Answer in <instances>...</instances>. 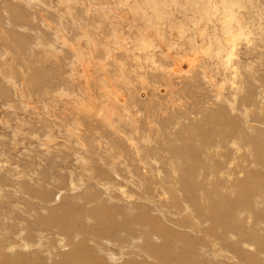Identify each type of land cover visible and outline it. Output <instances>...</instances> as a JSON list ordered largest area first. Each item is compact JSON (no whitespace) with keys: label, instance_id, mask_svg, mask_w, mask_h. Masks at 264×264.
<instances>
[{"label":"rangeland","instance_id":"rangeland-1","mask_svg":"<svg viewBox=\"0 0 264 264\" xmlns=\"http://www.w3.org/2000/svg\"><path fill=\"white\" fill-rule=\"evenodd\" d=\"M214 1L220 8L222 7V0ZM232 1L236 3V0ZM243 1L246 7L239 9L242 12L229 13L206 12L209 0L205 6V3L203 5L200 3V12L196 8L199 0H0V261H11L21 257L32 259L36 264H48L50 263L48 244L57 247L53 255L59 251L64 252L69 247L61 249L64 241L61 243L59 236H64L72 243L73 239L76 241L77 238L84 237L90 239L88 244L95 248L103 245L102 237L95 233V228L101 226L103 215L96 213L95 205L112 206L114 203L122 208L121 211L126 212L127 202L124 199L118 202L107 199L109 198L107 192L95 185L85 193L88 186L79 175L85 171L81 163L86 157L85 152H90L98 164V169H104V177L113 175L117 180H121L120 176H123L130 182L132 178L139 182L140 178L137 175L141 171H136L134 165L130 163L133 161L130 158H136V153L128 142L129 135L135 136L133 138L139 146L145 141L142 142L145 144V146L142 144V149L143 152L149 153L142 156H151L150 161L154 169H157V173L159 171L157 164L164 154L159 147L168 142H175L170 146L177 147L176 154L184 164L194 169L196 180L208 191L218 190L223 193L229 188V180L226 177L233 176L232 185L238 184L239 179H244L246 173L243 170L231 174L229 172L228 163L232 161L234 165L241 160L238 154L234 156L228 154L234 152L233 140L217 138L218 144L223 146L224 159L211 153L207 154L209 150H206V153H199L193 148L201 157L190 161L188 149L194 142V140L190 142L193 137L186 133L188 141L181 140L182 138L179 140L175 137L176 140L169 138L175 134V130L180 131L174 125H178L176 116L179 109L178 106L174 108L175 105L185 102L186 106L194 109L195 113L192 112L191 118L181 119L180 125L184 127L186 124L190 126L191 123L197 122L194 115L200 113L201 106L204 108L212 106L202 102L203 95L210 97L211 102L217 99L213 91H210L213 87L206 80L212 75L210 70L213 60L210 57L206 56V63L210 68L206 66L201 56L189 73L176 74L172 72L173 68L178 65V60L179 63L183 59L187 60L182 52L189 49V39L196 37L197 42L198 39L201 43L204 41V49L211 50L209 46L219 38L217 27L220 22L216 21L217 18L233 16L234 20L236 19L233 22L238 23L241 19L244 28L249 26L247 30L248 33L251 32L253 38L251 42L245 38L241 39L233 58L240 62L239 72L250 77L253 91L263 93L261 96L263 98L259 101H256L254 94L252 95L253 104L258 106L255 107L252 117H249L252 128L245 124L243 116L240 115L241 111L238 112L239 115L237 114L236 125L242 131H248L247 134L252 136L255 142L264 144V48L258 37L260 34L264 35L263 32L258 33L264 29V0ZM11 4H16L21 9L20 16H23L25 21H20V16L19 20H16L11 15L7 10ZM160 13L162 17H156ZM204 14H208L212 19L217 18L214 21L201 19ZM194 25L197 27L196 32H193ZM182 29L188 32L184 35L185 38H181ZM85 33L87 37H84ZM254 38L259 40L254 41ZM48 43H53L56 49H49ZM161 45L167 53L168 50L170 52L163 53L164 48ZM75 53L83 54L84 59L81 61ZM173 58L177 59V64L173 62ZM249 67L253 75L249 72ZM202 71H209L210 74L201 75ZM216 78L222 80L220 75ZM226 91L223 95L229 94L228 90ZM126 110L136 114V132H133L131 127L126 129L124 127L126 121L120 120ZM231 113L234 116L236 112L231 110ZM109 124L115 127L116 132ZM255 127L263 130L262 134H259V137L261 136L259 139L254 132ZM76 133L86 138L89 143L86 149L88 147L89 151H85L77 142ZM137 136L144 137L145 140ZM215 137L213 134L214 140ZM94 139H97L96 142L100 145L93 146ZM235 139L242 142L239 137ZM185 142L189 145L182 150L181 144ZM149 143L152 148L148 146ZM196 143L195 147L198 148L200 145ZM245 146L246 154L249 151L248 145ZM121 154L124 156L121 157ZM253 154L255 156V153ZM163 156L167 161L172 160L169 154L165 153ZM101 157H108L110 163L108 168L114 165L111 169L115 171L111 172L112 170L105 167ZM251 158L249 160L253 161ZM122 159L123 162H120ZM160 162L162 165L165 164L166 168L162 171V174L165 173L163 176L172 175L170 163ZM243 165L247 166L245 162ZM261 168L257 166L254 169L263 170L264 173V167ZM185 169L187 168H184V171ZM217 177L221 179V183L217 182ZM131 184L133 185V182ZM132 185L131 188L135 189L136 186ZM138 185L140 186V183ZM199 189L200 195L207 193V190ZM90 192H96L97 195L90 199L92 202L87 203L86 195ZM100 192L102 196L99 202ZM257 192L259 196H254L249 201L254 213L260 212L263 208L264 186L260 185ZM227 193L233 194L229 189ZM46 194L49 198L45 197ZM158 194L155 198L157 200L160 199V192ZM164 194L166 195L165 192ZM185 198L196 199L193 195H187ZM64 202L74 205L73 214H66V210L60 209L57 215H62L67 220L64 223L52 222L44 225L48 218H53L52 208ZM81 207L84 210L80 211ZM150 213L154 214L153 211ZM197 213L203 222L198 225L200 228L204 229L213 223V220L207 218L201 210ZM111 214H117L115 209H111ZM241 218H246L244 213ZM118 221L120 217L117 214L114 223ZM246 225H251L250 229L256 231L264 227L263 223L251 217L246 218ZM45 235L47 236L44 237ZM110 235L114 249L103 248L96 251L104 264L146 262L137 251L141 247L131 248L134 243L120 242L119 232ZM40 237H43L42 240ZM48 237L51 238L49 241L46 240ZM122 245L126 250L125 254L128 253L130 258L119 261L110 259L109 253L115 252L119 255L117 248ZM205 250H209V246ZM129 251H133L132 254H129Z\"/></svg>","mask_w":264,"mask_h":264},{"label":"bare ground","instance_id":"bare-ground-1","mask_svg":"<svg viewBox=\"0 0 264 264\" xmlns=\"http://www.w3.org/2000/svg\"><path fill=\"white\" fill-rule=\"evenodd\" d=\"M230 1L232 0H229V2ZM222 2H223L221 5L222 7L220 8L219 4L215 3L214 0H209L210 4L206 12L210 11V12L233 13V12H238L239 9H241V7L242 8L246 7V4L244 3L245 1L243 0H236V3H234V1H232L233 3L232 2L229 3L227 0H222ZM200 3L201 5L205 3L204 4L205 6L206 4H208V0L206 2H202L201 0H199V5L197 4L198 6L196 7L197 11L200 10ZM7 10L11 12V15L16 20H19L21 9H19L18 6H16V4H11V6L7 8ZM159 16H161V13L158 14L156 17ZM232 17H225V16L224 17L222 16L220 18L216 17L218 19L216 21L220 22L219 26H218L219 23L217 24L218 26L217 36H219V38L217 40H215L216 39L215 38L214 39L215 43L212 42V44L209 46V48L211 47V50H209L208 48L204 49L205 46L204 41H202L201 43V41L199 42L198 39L197 42L196 37L193 39H189V49L182 52L184 54L183 57L187 58V60L183 59V61H181L180 63L178 60V65L176 66V68L175 67L173 68L172 72L176 74L189 73L196 66L197 60H200L199 56L203 58L206 66L210 68V65L209 64L207 65L206 63L207 62L206 56L210 57L211 60H213L212 69L210 70L212 75L209 76L211 78H206V77L205 78L207 81L210 82L209 83L210 86L213 87V90L210 91H213V94L217 99H214L211 102L209 99L210 97L208 98V96L205 97L203 95V99L205 101L202 100V102H206L208 105H212V106L211 107L208 106L205 108L201 106L200 113H196L194 115V119L197 122L195 124L191 123L190 126L186 124L184 127L180 125V121H182L181 119L191 118V114L195 113L194 109L186 106L185 102L183 103L181 102L180 104L175 105L174 108H176V106L179 107V109L177 110L178 115L176 117H177L178 125L180 126L174 123L172 124L177 126L178 130L180 131L178 132L177 130H175V134L169 138H171L172 140H176V139L179 140L180 138H182L181 140L184 139L188 141L186 133H188L189 137H193V139H190L191 140L190 142H192L193 140L194 142L192 146L188 149V156L190 157V161H193L195 158L200 159L201 157V154L196 153L195 150H193V148H195L199 153L202 152L206 153V150H209L207 151V154L211 153L212 155L218 158L224 159V156L222 155L224 152L222 148L223 146H221V144H218L217 138L221 137V139L228 138L230 140H233L232 146L234 147L233 148L234 152H229L228 154L231 156H234V154H238L239 158L241 159L240 160L241 164L240 162H238L233 165L234 162L230 161L228 163V167L230 168L229 172L231 174L232 172L235 171L238 172V170L241 171L243 170L246 173L244 179L241 180L239 179L238 184L234 183L236 185H232L233 176H229L226 177L230 181V182L228 181L229 188H226V190L223 193L219 192L218 190L208 191V189L202 183H200V181L196 180V177L194 176V169L192 167H189V165L184 164L183 161L180 159V157L176 154V152L178 151L177 147L175 145H173L172 147L170 146V144H174L175 142L165 143L166 145L164 144V146L160 145L162 146L159 147L161 148L162 153L169 154L170 155L169 158H172V160L167 161L166 157L163 156L164 154L160 157L159 162L157 160H154L158 162V164L155 162L159 170L157 173L156 171L157 169L156 170L154 169V165L152 161H150L151 156L150 155L142 156L144 154L149 153L148 151L143 152L144 149H142V144H143L142 142L145 141H142L139 146L137 144V141L133 138L135 136L132 137L130 135L128 136L127 138L128 142H130L129 144L133 146L134 151L136 153V158L129 157L130 159L133 160L130 161V163L134 165V169L136 171H141L137 175V177L140 178L139 182H136L135 181L136 179L132 178L133 185L131 184L132 182H130V180L125 179V177L123 176L122 177L120 176L121 180H117L113 175L104 177V173H103L104 169L102 170L98 169L97 166L98 164L95 163L96 160L92 157V154L90 152H85L86 157L83 155L85 159L82 160L83 163H81L82 169H84L85 171H83L82 174H79L82 177V181L88 186V190L85 193L90 191L93 185L99 186V188L101 187L102 190H105V192H107L106 194L107 196H109V198L107 197V199H110L111 201L117 200V202L119 200L124 199V201L127 202V205L125 207L126 212L121 211L122 208L114 203L112 204V206L106 204L95 205L94 210L96 211V213L103 215V218H101V226L99 228H95V233L99 234L102 237L103 245H100L99 248H95V247H91L88 244L90 239L81 237V238H77L76 241L75 239H73V243H72L69 239L66 240L64 236L63 237L59 236V240L61 241V243L64 241L63 242L64 244L61 247V249L65 247L67 248V246L69 247L64 252L59 251L56 253V255H53L54 250L57 247L49 246V244L47 243L48 244L47 249L50 251L49 252L50 263L48 264H104L101 258L96 254V251L102 250L103 248L104 250L108 248L114 249L113 244L110 240V238H112L110 234L113 232L120 233L121 236L118 237V240L120 242L129 241V243H134V245H132L131 248L137 249V247H141V249L138 248L137 251L140 252L141 253L140 255L144 257V260H146V262L142 264H264V227H261L256 231L250 229L251 225L249 226L246 225V218L248 219L250 217L255 221L258 220V222L264 224V203H263V208H261L262 210L257 213L253 212L249 203L252 197L258 195L257 190L259 189L260 185L264 186V175H263L264 173L262 172L263 170L261 171L259 169L258 170L254 169L257 168V166L258 168L264 167V144L263 142L262 143L255 142V140L251 138L252 136L250 137V135L247 134L248 131L246 130L242 131L241 128L236 125L237 124L236 120L239 115L238 112L241 111L240 115L243 116V120H245V124L247 125L248 128L249 127L252 128L251 126L252 123L249 117L250 118L252 117V113L254 114L255 112V107H258L257 105L253 104L252 95L254 94L256 101H259V99L262 100L263 97L261 98V96L263 95V93L262 92L256 93L255 91H253L250 77L242 72H239L240 62L239 60L236 59L234 60L233 58L234 55L236 56V46L239 43V41L245 38V40L251 42L253 38L251 36V32L248 33L249 30L247 29H249L248 28L249 26L247 28H244L242 22L240 21L241 19L237 23V22H233L236 19L234 20L235 17L233 18ZM109 18L111 17L109 16ZM201 19H206L208 21L215 20L212 19L208 14L202 15ZM20 21H25L23 16H20ZM192 28H193V32L197 31V27L195 25ZM262 32L264 33V29H261V31L258 33H262ZM186 33L188 32H186L185 29H182L180 31L181 38L182 37L185 38L184 35ZM212 34L214 33L212 32ZM87 36H88L87 33H85L84 37ZM258 37L260 38L259 43L264 48V35L260 34L258 35ZM256 39L259 40L258 38ZM256 39L254 41H256ZM95 40L97 42V39ZM98 40H100V38ZM90 42L91 41H89V43ZM91 43L94 42L92 41ZM48 46L49 49L55 48L53 43H48ZM95 46L97 45L95 44ZM166 51L167 50L164 48L163 53L166 54L167 53ZM169 52L170 51L168 50V53ZM203 52H205V54ZM75 55H77V58L80 59L81 61L84 59L83 54L81 55L75 53ZM176 60H177L176 58H173V62L175 64H177ZM59 64L60 63H58V65ZM248 66L250 65L248 64ZM251 67H249V72L253 75V71ZM202 73H204V75L210 74L209 71H204V72L202 71L201 75ZM219 75L222 76V80L216 78L219 77ZM226 90H228L229 94L223 95V93ZM240 106L241 108H238ZM231 110L233 112L234 111L236 112L234 116L232 115ZM136 119H137L136 114L134 115L129 110H126L125 115L120 120L126 121L124 127L126 129L131 127L132 131L134 132L137 129V127L135 128ZM109 126L114 132H116L114 126L110 124ZM237 127L239 129H237ZM73 130L74 129H72V131ZM262 131H263L262 129L255 127L254 132L257 133V137H258L257 139L261 137V136L259 137V134ZM139 132L141 131L139 130ZM76 134L78 135V141L77 140L76 141L82 145L85 151H89L90 149L88 147L86 149V146H89L87 145L89 143H87L86 138H84V136H81L79 133ZM213 134L216 135L215 140L212 138ZM140 136L137 137L139 139L145 140L144 137H140ZM236 137L241 138L242 142L236 141L235 139ZM96 141L97 139H94V142L92 144L93 146L99 144ZM196 142H198L200 145L198 148L195 147V145L197 144ZM147 143L148 141L146 142V144ZM150 143L148 144V146L151 145ZM203 144H205L206 147L203 146ZM143 145L145 146V144ZM188 145H189L188 142H185V144H181V149L185 150ZM245 145H248L247 146V150L249 151L247 152L248 155L247 153L246 154L244 153L246 150ZM253 153H255V156H253L254 155ZM114 154L113 157H115ZM123 156L124 155L121 154V157ZM250 158L253 159V161L249 160ZM173 159H175L176 161H173ZM103 161L105 167L108 168L110 166L109 165L110 163L108 162V157L102 158V162ZM160 161H162L163 163L165 162L170 163L169 168L172 170V175H170L169 177L163 176V174L165 173L162 174V171H165L166 168L164 166L165 164L163 165L160 164L161 163ZM117 162L119 163V160ZM120 162H123V159ZM244 162L249 167L244 166L243 165ZM250 165L252 166V169H250ZM113 166L111 165V167ZM111 167L108 169L112 170L113 168L111 169ZM184 168L187 169H185L184 171ZM218 170H219L218 172L220 173L221 171L220 167L218 168ZM113 171L115 170H112L111 172ZM127 173L129 174V172ZM216 180L217 182L221 183V179L219 177H217ZM138 183H140V186L138 185ZM131 185L133 187L136 186L134 187L135 189H132ZM230 187L234 189H230ZM199 188H203L207 190V193L206 194L202 193V195H200ZM228 189L231 191V193L234 194V196H232L233 194L230 195L227 193ZM159 192H160V199L158 198L157 200L155 198ZM164 192L166 193V195L164 194ZM96 195H97L96 192L88 193L86 195L87 198L85 199L86 202L87 203L92 202L90 199L94 198ZM187 195H193L196 199L188 200V198H185ZM101 196L102 193L100 192L99 202ZM45 197L49 198L47 194L45 195ZM73 208H74L73 204L66 202L60 204L56 208H52L51 214L53 215V218H48V220L44 222V225H48L52 222L64 223L67 220V218L63 217L62 215H57V211L60 209H64L66 210L65 211L66 214H73L72 211ZM111 209H115L116 213L120 217V221L114 223V221L117 220V214L112 215ZM135 209L136 211H134ZM79 210L80 211L84 210V208L81 207L79 208ZM198 210H201V212L206 214L207 218L213 220V223L212 224L210 223L211 225H208V227L204 229L198 226L203 224V222L200 221V217L197 213ZM150 211H153L154 214H151ZM243 213L245 214L246 218H241V215ZM88 220L91 221V218H89ZM123 232L125 233L123 234ZM40 234L44 235L43 232H40ZM46 236L47 235H45L44 237ZM69 237L71 236L69 235ZM42 238L43 237H40L41 240ZM50 239L51 238L48 237L46 240L49 241ZM25 241L24 243L28 245L27 243L28 240L27 242ZM108 241H110L111 243H108ZM251 245L253 247H250ZM208 246H209V250H205L206 247ZM125 251L126 250L124 249V245L118 247L117 252H119V255H117L115 252H111L109 253V255H111L110 259L119 261L120 259L130 258V255H128V253L125 254ZM132 252L133 251H129V254H132ZM0 264H36V262L33 261L32 259H23L21 257H18V258H14V260L11 261L1 260Z\"/></svg>","mask_w":264,"mask_h":264}]
</instances>
